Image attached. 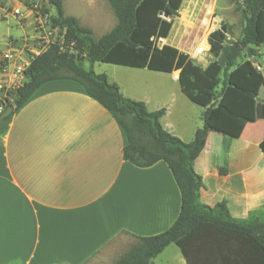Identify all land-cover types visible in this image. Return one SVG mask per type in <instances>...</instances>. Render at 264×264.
Segmentation results:
<instances>
[{
	"label": "crops",
	"instance_id": "obj_1",
	"mask_svg": "<svg viewBox=\"0 0 264 264\" xmlns=\"http://www.w3.org/2000/svg\"><path fill=\"white\" fill-rule=\"evenodd\" d=\"M4 4L0 0V23L13 17L22 34L0 32V52L10 40L20 47L35 36V10L23 6L21 17ZM111 64L132 74L105 73L125 97L144 101L151 111L164 109L163 128L186 142L194 138L206 107L184 94L180 70ZM4 76L9 72L0 71ZM260 85L256 92L239 84L256 93L244 123L215 106L194 161L203 178L201 201L214 206L225 200L239 219L264 214V74ZM12 106L0 123V264H112L139 236L163 232L176 221L182 197L169 165L128 161L121 124L83 84L48 80L17 110ZM172 244L151 264L164 256L187 264Z\"/></svg>",
	"mask_w": 264,
	"mask_h": 264
},
{
	"label": "trees",
	"instance_id": "obj_2",
	"mask_svg": "<svg viewBox=\"0 0 264 264\" xmlns=\"http://www.w3.org/2000/svg\"><path fill=\"white\" fill-rule=\"evenodd\" d=\"M24 1L42 13H47L48 8L35 7L36 1L52 5L54 25L65 28L66 35L62 46L51 44L32 60L24 83L12 92L15 110L44 82L74 79L121 124L127 137L124 157L140 167L163 160L180 188L182 206L176 221L163 232L139 236L138 243L113 264H151L172 243L179 246L187 264H264V214L254 212L247 219H239L231 215L225 200L214 206L203 203L200 196L203 178L194 162L203 150L215 106L236 122L248 120L244 112L256 93L234 81L240 80L243 71L252 65L250 59L244 63L240 59L255 55L264 45V0H237L245 18L242 34L238 39L228 40L226 24L212 31L208 40L214 59L206 67L176 47L157 43L168 37L172 27V21L163 15L174 16L183 0H108L117 23L99 39L91 27L66 14L64 0ZM207 42L204 39L197 52ZM251 43L256 47L250 46ZM82 60L165 72L180 70L184 94L206 107L203 126L196 130L191 141L182 140L163 128L164 109L151 111L144 101L125 97L117 83L109 81L105 73L86 68ZM221 81L223 86L219 89ZM9 116L0 119V123ZM260 148L264 151V139Z\"/></svg>",
	"mask_w": 264,
	"mask_h": 264
},
{
	"label": "rangeland",
	"instance_id": "obj_3",
	"mask_svg": "<svg viewBox=\"0 0 264 264\" xmlns=\"http://www.w3.org/2000/svg\"><path fill=\"white\" fill-rule=\"evenodd\" d=\"M35 4L40 9L48 8L51 17L55 15V9L52 5L42 1H36ZM64 7L67 15L76 16L82 25L91 27L96 39L111 30L117 23V18L108 0H64ZM163 17L172 21V27L168 37L161 38L157 43L160 46L168 44L178 48L180 51L189 54L197 64L203 67L214 59L209 51L210 48L204 53L198 54V48L204 39L209 42L210 33L220 28L222 24L227 25L228 40L238 39L245 25L243 11L237 0H183L181 7L174 16L163 15ZM0 32L1 34L19 37L22 34V29L16 26L15 19L10 17L9 22L0 23ZM79 55L82 57V54ZM248 59L252 61L251 67L243 71L241 80L236 81L235 79L234 84L239 82L240 86L258 92L261 86L260 75L264 74V46L260 47L255 55L242 57L240 63H244ZM81 63L86 68H93L95 72L106 73L112 78L114 74L132 76L129 70L112 68L116 65L111 63L95 62L90 64L86 60H82ZM222 86L221 81L218 88L220 89ZM137 243L138 241H135L134 244L126 247L122 254L115 257L112 262L117 261ZM172 247L179 249L176 244H172ZM160 261L161 264H173L165 256Z\"/></svg>",
	"mask_w": 264,
	"mask_h": 264
},
{
	"label": "built area",
	"instance_id": "obj_4",
	"mask_svg": "<svg viewBox=\"0 0 264 264\" xmlns=\"http://www.w3.org/2000/svg\"><path fill=\"white\" fill-rule=\"evenodd\" d=\"M3 1L6 12L23 16V6H27L24 0ZM35 7L38 5L35 4ZM35 12V36L32 39L24 38L20 47H15V41L10 40L8 48L0 52V71L9 72L8 77H0V115L13 103L12 92L24 83L26 70L32 60L51 44L61 46L64 44L66 29L55 26L48 12L42 13L40 10ZM258 68L260 69L259 66Z\"/></svg>",
	"mask_w": 264,
	"mask_h": 264
},
{
	"label": "water",
	"instance_id": "obj_5",
	"mask_svg": "<svg viewBox=\"0 0 264 264\" xmlns=\"http://www.w3.org/2000/svg\"><path fill=\"white\" fill-rule=\"evenodd\" d=\"M250 46H252V47H256V44L251 43ZM263 46H264V45H263ZM13 110H14L13 106L10 105V106L6 109V111L3 112V113L0 115V119H3V118H5V117L9 116V115L13 112Z\"/></svg>",
	"mask_w": 264,
	"mask_h": 264
}]
</instances>
